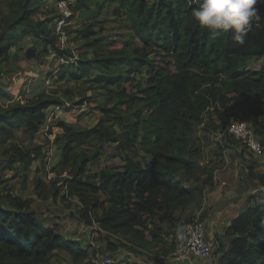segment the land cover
<instances>
[{
    "label": "trees",
    "instance_id": "trees-1",
    "mask_svg": "<svg viewBox=\"0 0 264 264\" xmlns=\"http://www.w3.org/2000/svg\"><path fill=\"white\" fill-rule=\"evenodd\" d=\"M93 1L96 9L88 0L69 3L72 13L67 22L78 9L87 12L76 32L92 54L67 64L74 66L70 78L90 80L93 87L103 89L102 116L86 128L64 120L48 126V134L53 126L60 129L53 138L61 149L54 169L57 175H67L53 180L49 188L38 177L35 191L43 198L49 193L54 198H77L81 207L76 218L103 231L109 252L121 247L136 251L166 238L171 239L172 250L181 225L191 220L182 217L183 211L212 182V172L197 158L200 147H192L195 126L207 119L214 129L224 126L229 116L219 110V103L224 105L234 94L243 98L250 127L264 139V0ZM42 2L9 0L10 12L0 21V64L22 56L37 58L49 50L66 58L73 55L71 48L58 42L54 28L62 15L57 10L55 16L34 17L41 13ZM112 5V14L121 18L129 34L107 42L99 31L108 18L99 15ZM26 39L32 42L23 48L19 42ZM150 45L161 48L163 55L171 54L175 69L157 64L146 49ZM143 70L144 83L134 78ZM65 73L62 70L59 76ZM1 80L0 72V97L10 96ZM86 100L89 97L82 95L67 105L60 95L42 92L33 100L0 104V126L5 137L19 129L34 137L47 108L59 106L76 113ZM106 143L123 154L122 163L90 171L89 165L99 162ZM135 148L142 155L134 154ZM41 156L40 146L24 148L10 142L0 164V193L6 169L21 163L25 183L26 172ZM206 172L205 183L185 184L187 178H200ZM2 194L7 206L0 204V264H49L58 248L74 261L84 255L80 242L35 218L27 210V199L9 191ZM252 201L225 228L231 241L218 245L214 264H264V197L257 195Z\"/></svg>",
    "mask_w": 264,
    "mask_h": 264
},
{
    "label": "rangeland",
    "instance_id": "rangeland-1",
    "mask_svg": "<svg viewBox=\"0 0 264 264\" xmlns=\"http://www.w3.org/2000/svg\"><path fill=\"white\" fill-rule=\"evenodd\" d=\"M66 1L68 2L69 14L71 15L72 7L70 5H73V0ZM147 1L152 3L155 0ZM106 2L108 3V1ZM57 3L56 0H45V2H42L40 5L41 13L35 14L34 17L43 19L47 16H55L56 11L53 10H57L58 13H60V8ZM69 3L72 4L69 5ZM88 4L91 8L96 9L93 0H88ZM112 7L113 5L109 7V11H103V13L99 15V17L106 16V18H108V21L105 22L106 26L99 31L100 38H106L107 42L112 39L118 41L129 34V30L123 25L121 18H117L112 14ZM8 11L10 12L9 0H0V21L3 19L4 15H7ZM89 15H92V12H89ZM86 17L88 18L87 12L82 13L81 9H78L76 15L70 21H65L64 23V30H66L68 40V46L66 47L71 48L73 51L72 56L65 57L68 61H61L58 54L49 50L47 54L40 52L37 58L26 59L22 56L18 60L10 59L0 64V72L2 73L1 83L6 90H8V94L10 95L4 98L0 97L1 105H7L9 102L11 103L17 100H33L42 92L60 95L61 98L66 101L67 105L73 100L82 98V95L89 97V100L84 101L82 107L76 113L66 111L59 106H50L47 108L45 110V120L34 137H29L23 129L17 130L12 136L5 137L3 134L4 128L0 126V164H3L2 157L6 153L10 142L17 143L24 148L40 146L42 150V156L33 161L29 170L26 172L25 183L23 182L25 171L21 163H16L13 169H6L4 171L6 181L3 183L4 188L0 193V204L2 206H7L6 199L3 196L1 197V195H3L2 193L6 191L23 199H27V210L31 212L35 218L43 222L45 224L44 226L51 227L64 237L77 240L80 242L81 248H85L84 255L77 261H74L67 251L58 248L49 264H89L90 262L96 264L102 256L111 254L107 252L108 250L103 248L106 246L103 239V231H101L95 223L86 224L76 218L79 216L78 210L81 207L77 198H62L61 195L54 198L51 193H49L46 198H43L38 196L35 191V183L38 177H41L46 182V187L49 188L53 180L67 175L65 172L61 175H57L54 169L60 157L61 149L59 143H56L53 138L56 133L60 132V129L53 126V132L48 134V126L55 124L58 120H64L76 128H86L93 126L102 116L99 103L102 99L101 93L104 92L103 89L93 87L95 85L90 80L72 79L69 77V72L74 70V66L67 63L72 60L74 61L80 56H91L92 54L90 50H87L83 46L84 41L76 32V29L81 26L83 21L86 20ZM53 23L54 19L51 25H53ZM135 41L136 44H140L137 39H135ZM31 42V39H26L19 42V45L25 48L30 45ZM146 49L150 56L156 60L157 64L165 65L170 70L175 69L174 58L171 54L163 55L164 52L162 49L155 45H150ZM13 52H15V47L11 48V53ZM261 61L262 59L254 60L251 67L258 65ZM61 65L64 66V69H62L63 67ZM62 70H65L66 73L65 76L61 78L59 74ZM146 76L147 73L143 70L142 73L136 74L134 78L144 83ZM244 109L245 105L243 98L234 94L230 95L229 101L224 105L219 103V110L228 115L229 118L232 115H236L245 118L248 122L249 116L244 112ZM213 117H215V114H213ZM211 120L216 123L215 119ZM219 129L220 125L217 129H214L210 125L209 119H207L205 123L195 126V133L192 137V147H200L201 151L197 158H199V161L203 165L205 164L208 173L210 171L212 172V182L206 184L203 194L190 205L192 208L201 206L203 203L205 204L204 209L206 208L205 206L208 207L207 200L209 196L212 195L210 192L213 191L216 184L218 185L221 183L222 192H225L224 189L227 186V182L225 184V181L232 176V174L230 175L231 171L234 172L235 167H238L240 172L239 175L241 176L242 171L240 168H247V170H249L252 167L250 162L257 160L253 158L251 154L244 151L246 149L232 137L230 140L226 138L223 141L221 139L222 141L220 142V139L218 140ZM240 146L242 149H240ZM227 147L228 149L229 147L232 148V150H228ZM225 148L227 150H225ZM133 153L142 155V151L139 148H135ZM257 158L258 160H262L264 156ZM122 159L123 154L117 151L116 146L106 143L104 144V154L101 159L98 163L89 165V170L93 172L100 168L117 166L122 163ZM261 165L263 167L262 169L260 168L259 171L264 172V162ZM207 172L200 178H187V176L183 174H181V177L182 179L187 178L185 183H191L190 185L192 186L194 183L201 185L205 183ZM244 175L245 173H243L242 177L246 179ZM254 176L261 180L264 178V173L255 174ZM251 177H253V175ZM57 184H60V181L57 182ZM237 188L238 185L235 187V190ZM226 192L233 191L228 189ZM60 194H62V192ZM224 197L227 198L225 193L223 194V198ZM223 202V199L220 200L218 197L217 202L212 204L223 207ZM184 212L186 213V211ZM193 216L192 214L190 215L191 219ZM201 219L202 215L200 217V220ZM202 225L204 228V223H202ZM170 242L172 244V241ZM164 248L166 249L167 246H164ZM217 248L218 246L212 245V253L209 258L206 259V262L211 261L213 263L217 260Z\"/></svg>",
    "mask_w": 264,
    "mask_h": 264
},
{
    "label": "crops",
    "instance_id": "crops-1",
    "mask_svg": "<svg viewBox=\"0 0 264 264\" xmlns=\"http://www.w3.org/2000/svg\"><path fill=\"white\" fill-rule=\"evenodd\" d=\"M242 147L240 149H242ZM227 149L225 148V150ZM228 150H232V148L229 147ZM244 151L251 154L253 158L257 159L254 162H250L252 167L249 170L251 172L247 170V168H240V170L242 171L240 176L239 168L235 167L234 172L231 171L230 173V175L232 174V176L225 181V184L227 182V186L224 189L225 192H222L223 189L221 183H219L218 185L216 184L215 185L216 187L213 189V191L210 192V194L212 195H210L207 200L208 207L205 206L206 208L204 209V205H205L204 203L201 206H196L194 208L189 206L185 210L186 213L183 211L182 214L183 218H185L188 215L190 216L191 214L192 215L199 214L200 217L202 215L201 221L202 223H204V228H205L204 232L206 234V238L210 239L211 242L216 246H218L219 244L222 245L224 244V246L230 244L231 237L227 234H224L225 228L231 223L232 219L235 216L242 213L250 204L253 203L252 201L253 197L257 195L264 197V178L260 180L258 177L254 176L255 174L264 173L262 171H259V169L260 168L262 169L263 167L261 164L264 162V158L262 160L261 159L258 160L257 158V157H263L264 152L253 153L247 149ZM243 173H245L244 177H246V179L245 178L243 179L242 177ZM252 175L253 177H251ZM185 184L186 185L188 184L187 186H191L190 185L191 183H185ZM237 185L238 188L235 190V187ZM228 189H231L233 192H226ZM224 193L227 196V198L225 197L223 198ZM218 197L220 200L223 199L224 201L223 207L214 205L217 202ZM170 241H171L170 238H166L165 241L158 242L153 246L141 248L136 251L127 250L121 247L113 252L111 251L110 253L114 255L118 254L121 256H127L139 264H188L187 260L174 261L171 258L170 252L172 250L170 247L171 245ZM164 246H167V248L165 249ZM103 248L105 249V247ZM206 261L207 260L200 258H193V262H195V264H214L216 262L215 261L212 263L211 261L210 262H206Z\"/></svg>",
    "mask_w": 264,
    "mask_h": 264
},
{
    "label": "built area",
    "instance_id": "built-area-1",
    "mask_svg": "<svg viewBox=\"0 0 264 264\" xmlns=\"http://www.w3.org/2000/svg\"><path fill=\"white\" fill-rule=\"evenodd\" d=\"M58 7L60 8L61 18L55 25V33L58 36V42L61 47L68 46L66 30H64V23L66 17L69 16L66 0H58ZM60 60L68 61L64 56H60ZM72 60V59H71ZM228 136L237 140L244 148L253 153L264 152V139L257 137L250 127L249 122L245 118L232 115L229 121L221 126L218 131V140L220 142ZM222 139V140H221ZM224 144V142H223ZM182 233L177 239L175 247L170 252L171 258L174 261L187 260L188 264H195L193 258L208 259L212 253L211 240L205 236L204 228L200 220L199 214H195L193 218L181 225ZM96 264H139L127 256L118 254H106L102 256Z\"/></svg>",
    "mask_w": 264,
    "mask_h": 264
}]
</instances>
